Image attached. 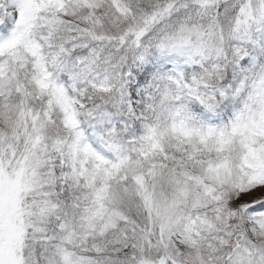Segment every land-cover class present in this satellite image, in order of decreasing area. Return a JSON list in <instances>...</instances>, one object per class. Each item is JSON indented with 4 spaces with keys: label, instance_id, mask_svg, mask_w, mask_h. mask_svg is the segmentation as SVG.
I'll list each match as a JSON object with an SVG mask.
<instances>
[{
    "label": "snow or ice",
    "instance_id": "6c2138e0",
    "mask_svg": "<svg viewBox=\"0 0 264 264\" xmlns=\"http://www.w3.org/2000/svg\"><path fill=\"white\" fill-rule=\"evenodd\" d=\"M0 264H264V0H0Z\"/></svg>",
    "mask_w": 264,
    "mask_h": 264
}]
</instances>
